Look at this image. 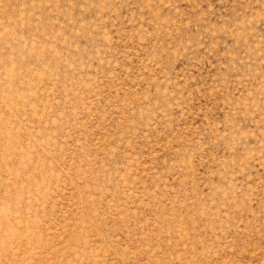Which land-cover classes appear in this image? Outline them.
Listing matches in <instances>:
<instances>
[{"label": "rangeland", "instance_id": "obj_1", "mask_svg": "<svg viewBox=\"0 0 264 264\" xmlns=\"http://www.w3.org/2000/svg\"><path fill=\"white\" fill-rule=\"evenodd\" d=\"M0 264H264V0H0Z\"/></svg>", "mask_w": 264, "mask_h": 264}]
</instances>
